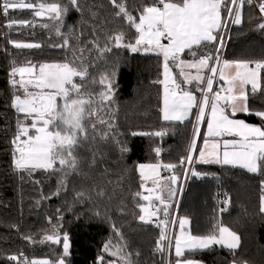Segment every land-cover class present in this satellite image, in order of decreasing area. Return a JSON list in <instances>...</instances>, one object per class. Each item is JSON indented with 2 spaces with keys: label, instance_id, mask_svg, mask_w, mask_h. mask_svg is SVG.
Instances as JSON below:
<instances>
[{
  "label": "trees",
  "instance_id": "1",
  "mask_svg": "<svg viewBox=\"0 0 264 264\" xmlns=\"http://www.w3.org/2000/svg\"><path fill=\"white\" fill-rule=\"evenodd\" d=\"M59 2L66 4L67 0ZM127 2L131 9H136L146 0ZM80 4V11L70 9L61 31L68 37V27H72L74 35L68 37L69 42L84 48L82 58L91 61L88 69L91 78L82 83V91L97 92L101 86L94 81L105 73L115 72V103L107 110L110 115L103 114L115 127L109 130L98 126L94 138L75 153L80 161L79 171L66 177L62 172L51 174L37 170L29 175L18 171L12 152L18 120L27 121L11 106L15 89L10 84V70L13 66H25L27 61L39 64L72 59L66 49L53 46L63 40L54 31V25L59 22L34 17L28 9L10 10L11 20H29L33 26L7 28L9 19L0 15V264H14L7 257L20 252L29 259H55L61 246L41 241L52 230L48 218L52 217L54 224L57 215L62 217L61 235L66 233L71 244L70 264H99L101 254L106 259H117L103 252V246L109 241L114 245L127 244L128 253H139L134 256L135 264H160L155 251L158 230L152 223L145 224L138 219L141 213L137 204L144 203L135 197L137 191H143L138 166L157 162L178 164L187 155L194 119L183 122L162 119V86L158 83L162 79V57L115 47L109 53L98 55L91 46L89 42L93 39L103 45L110 35L120 31L125 33L126 40H134L137 35L126 22L114 16L109 0H80ZM258 20V12L246 6L244 22L232 28L225 59L264 61V32L256 28ZM40 22L49 23V28L41 27ZM10 40L40 43L42 47L16 49ZM185 57H189L187 53ZM173 69L180 79L179 69ZM261 77L264 84V70ZM249 104L253 109L264 110V96L259 93L250 96ZM236 117L264 127L259 117L244 113ZM161 130H166L167 135H132ZM104 132L109 133L108 137L102 138ZM117 140L129 151L122 154ZM156 147L162 149L159 155L154 152ZM174 171L180 175L182 167ZM194 171L201 175L190 178L181 217L189 218L193 235H206L217 224L229 227L240 237V247L230 252L216 245L210 250L186 252V256L203 264H264V213L260 212L264 175L237 167L200 163H195ZM167 175L171 173L166 170L163 177ZM61 179L65 180L67 190L61 191L58 197L42 199L60 187ZM221 191H227L230 199L228 211L222 216ZM77 193H84V198L79 199ZM26 236L32 242L23 239ZM117 262L120 264L118 259Z\"/></svg>",
  "mask_w": 264,
  "mask_h": 264
},
{
  "label": "snow or ice",
  "instance_id": "2",
  "mask_svg": "<svg viewBox=\"0 0 264 264\" xmlns=\"http://www.w3.org/2000/svg\"><path fill=\"white\" fill-rule=\"evenodd\" d=\"M109 5L114 16L126 22L137 35L134 40H126L125 33L120 31L110 35L103 45L93 39L89 42L91 46L98 55L109 53L115 47L127 48L133 53L152 52L162 57L163 79L158 81L163 85L162 119L169 122L195 120L187 155L181 157L178 164L157 162L138 166L143 191H137L135 197L145 202L137 204L141 213L138 219L150 224L154 222L153 218L159 219L163 214L164 219L157 224L164 229L159 234L157 251L172 257L167 264H200L185 253L210 250L213 245L234 252L240 247V237L229 227L217 224L206 235H193L187 228L191 221L185 217L179 220V235L170 239L167 217L173 207V199L178 196L177 185L184 178L175 174L178 167L185 169L184 176L189 171L194 176L201 175L189 169L193 163L231 165L264 175V127L235 118L238 113H244L264 121V110L253 109L249 104L250 96L257 93L264 96L261 77L264 61L222 59V49L226 46L225 32L229 24L241 25L244 22L246 6L258 12L256 28L264 32V0H146L136 9H131L127 0H109ZM80 8V0H67L66 4L59 0L39 3L0 0V15L9 19L5 27L33 26L29 20H11L10 10L28 9L32 10L34 17L47 16L48 20L59 22L54 25V31L63 37L62 43L53 46L72 54V59L65 62L36 64L27 61L25 66H13L10 70V84L15 89L11 106L27 121L18 120L17 134L12 139L13 163L18 171L29 175L37 170L51 174L62 172L65 177L78 172L80 161L75 153L81 145L94 138L98 126L109 130L115 127L110 119L103 118V114L110 115L107 110L115 103V72L105 73L94 81L101 86L97 92L82 91V83L91 78L88 70L91 61L82 58L84 48L69 42L68 37L74 35V29L68 27V37H64L61 31L66 26L65 18L70 9L80 11ZM41 27L47 29L49 24L44 23ZM9 43L16 49L42 47L40 43L16 40ZM186 53L191 59L185 58ZM173 67L179 69L180 79L173 73ZM217 77L223 83H218ZM214 84L217 85L215 90ZM193 109H196L195 113ZM206 117L207 138L197 149L200 129L205 125ZM108 135L104 132L102 138ZM132 135L163 137L167 132ZM116 143L122 154L129 151L123 142L117 140ZM161 151L160 147L154 148L157 155ZM162 168L171 175L162 177ZM149 181L151 187L148 186ZM59 183L60 187L51 196L42 199L58 197L61 191L67 190L64 179ZM77 197L83 199L84 193H77ZM224 203H230V199L226 198ZM59 211L57 209L58 214ZM219 211H226V208ZM260 212L264 213V197ZM61 219L57 215L53 224L52 217L48 218L52 230L41 241L61 246L55 259H29L21 252L9 255L7 260L14 264H70L71 244L66 233L61 235ZM12 227L16 228L15 225ZM112 227L116 230L115 225ZM120 237L123 239L122 234ZM23 239L32 242L31 237ZM126 248L127 244L114 245L109 241L103 246V252L117 258L120 264H135L134 256L139 253H128ZM117 259H106L103 254L98 257L99 264H117Z\"/></svg>",
  "mask_w": 264,
  "mask_h": 264
},
{
  "label": "built area",
  "instance_id": "3",
  "mask_svg": "<svg viewBox=\"0 0 264 264\" xmlns=\"http://www.w3.org/2000/svg\"><path fill=\"white\" fill-rule=\"evenodd\" d=\"M233 26L234 25L229 24V27L225 32V36H226L225 45L226 46L222 49V59H225V51H226V48H227V45H228V42L230 39V34H231ZM213 51H214V49H213ZM217 82L223 83V82L219 81L218 77H217ZM216 86L217 85L214 84V90L216 89ZM194 124H195V120H194ZM193 131H194V127H193ZM193 131H192V134H193ZM191 137H192V135H191ZM190 141H191V139H190ZM199 142H200V138L197 140V149L199 147ZM12 152H14V151H12ZM193 159L195 161L196 157L194 156ZM194 166H195V163H193L192 165H189V169L194 170ZM184 172H185V169L182 168L180 176H183L184 178H183L182 182L179 185H177L178 196L175 199H173V201H172L173 207H172V209L169 210V216L167 217V220L169 223V227H168L167 231H168V235H169L170 239L177 236V231H178V227H179V220L181 219V212H182V208H183V202H184V198H185L188 186H189L190 178L192 176L191 171H189L188 175H186V176H184ZM181 188L183 189V191H180ZM226 198L229 199L227 191H221L219 194L220 209L226 208V211H223V212L220 211L221 216L228 211V206H227L228 203L227 204L224 203ZM163 219H164V216L162 213H161L159 219L153 218L154 222L152 224L158 230V239H159L160 232L163 231L164 229L162 227H157V224L160 222V220H163ZM158 239H157V241H158ZM155 251H156V253L160 259V264H167V262L172 259L171 256H168L167 254L162 255L159 251H157V246H156ZM91 264H96V263L92 262Z\"/></svg>",
  "mask_w": 264,
  "mask_h": 264
},
{
  "label": "crops",
  "instance_id": "4",
  "mask_svg": "<svg viewBox=\"0 0 264 264\" xmlns=\"http://www.w3.org/2000/svg\"><path fill=\"white\" fill-rule=\"evenodd\" d=\"M143 52V51H142ZM185 58H187V59H191L190 57H185ZM192 72H193V74L195 73V70L193 69V70H191ZM173 73H174V69H173ZM175 74V73H174ZM162 79H163V76H162ZM162 86V105H161V109H162V106H163V85H161ZM250 87V86H249ZM197 95H198V93H197ZM193 112L195 113L196 112V109H193ZM161 114H162V112H161ZM235 118H237V119H242V118H238V117H235ZM244 120V119H243ZM186 121V120H185ZM167 122H169V121H167ZM245 122L246 123H249V122H247L246 120H245ZM206 123H207V117H206V122H205V125L204 126H202L201 127V129H200V142H199V147H198V149H200L201 147H202V145H203V141H204V139H206L207 138V129H206ZM249 124H253V123H249ZM253 125H256V124H253ZM256 126H260V125H256ZM223 139H235V137H224ZM222 166V165H221ZM223 166H230V167H233V166H231V165H223ZM237 168H241V167H237ZM242 169H244V168H242ZM246 170V169H245ZM166 170L165 169H161L160 170V174H161V176L163 177V172H165ZM167 176H169V175H167ZM165 177V176H164ZM151 182L149 181L148 182V186H149V184H150ZM189 230H190V225H189ZM191 231V230H190ZM178 234V233H177ZM213 246H216V245H213ZM212 246V247H213ZM218 246H220V245H218ZM200 264H203V263H201L200 262Z\"/></svg>",
  "mask_w": 264,
  "mask_h": 264
},
{
  "label": "rangeland",
  "instance_id": "5",
  "mask_svg": "<svg viewBox=\"0 0 264 264\" xmlns=\"http://www.w3.org/2000/svg\"><path fill=\"white\" fill-rule=\"evenodd\" d=\"M26 2H28V1H26ZM43 18H47V16H45V17H43ZM55 22V21H54ZM44 23H46V22H40L39 23V25H42V24H44ZM49 24V23H48ZM16 94H18V93H16ZM149 187H151V183L149 184ZM145 194H147V193H145ZM166 195H167V193H166ZM167 197V196H166ZM145 203V202H144ZM182 218H185V217H181V219ZM187 228H188V230H189V226H187ZM179 235V227H178V234H177V236Z\"/></svg>",
  "mask_w": 264,
  "mask_h": 264
},
{
  "label": "water",
  "instance_id": "6",
  "mask_svg": "<svg viewBox=\"0 0 264 264\" xmlns=\"http://www.w3.org/2000/svg\"><path fill=\"white\" fill-rule=\"evenodd\" d=\"M117 264H118V262H117Z\"/></svg>",
  "mask_w": 264,
  "mask_h": 264
}]
</instances>
